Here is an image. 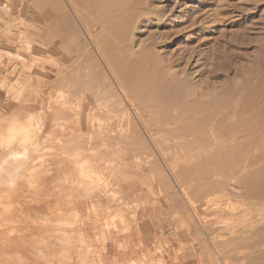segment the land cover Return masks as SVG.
Segmentation results:
<instances>
[{
	"label": "rangeland",
	"instance_id": "374dc122",
	"mask_svg": "<svg viewBox=\"0 0 264 264\" xmlns=\"http://www.w3.org/2000/svg\"><path fill=\"white\" fill-rule=\"evenodd\" d=\"M59 52L64 62L56 60ZM56 68L66 71L64 86L69 84L65 88L73 95L66 109L45 99ZM0 74V119L16 112L14 97L33 93L27 103L44 110L47 121L38 137L41 163L29 164L47 162L49 173L67 177L50 180L48 187L72 188L68 197L61 189L33 224L16 202L30 203L32 192L0 194V264L263 263L257 236L240 228L247 219L262 218L263 210L258 215L255 207L226 195L237 191L227 181L214 200L206 196L212 153L186 145L181 132H172L175 123L166 116V106L147 105L158 89L181 105H203L190 124L222 116L237 129L232 128L229 151L259 160L248 170L262 166L264 116L258 108L264 106V0H0ZM40 80V93L33 97ZM144 110L152 111L153 134ZM31 115H24V122ZM20 140L15 137L12 148ZM83 156L93 157L104 182L81 202L77 186L84 179L78 174ZM21 235L29 237L22 244L12 242Z\"/></svg>",
	"mask_w": 264,
	"mask_h": 264
},
{
	"label": "bare ground",
	"instance_id": "6f19581e",
	"mask_svg": "<svg viewBox=\"0 0 264 264\" xmlns=\"http://www.w3.org/2000/svg\"><path fill=\"white\" fill-rule=\"evenodd\" d=\"M84 14H86V13H84ZM95 25L97 26V24H95ZM93 26L91 28H88V29H92ZM90 32H91V30H90ZM61 56L64 58V53L63 52H59L57 54L56 60H58L60 62H64V60H63V58ZM12 74L13 73H11V75ZM11 75H9V76H11ZM5 79L7 80V77ZM65 80L67 81L66 71L65 70H62L61 68H56V76H55V79H53V80L50 81V85H49V88H48L49 91L46 92L47 93V98H45V99H47L49 101L50 100H54L55 102L60 103L62 106L59 107V108H61V109H66L67 108V105H69V104L71 105V103H72V100L70 98L71 95H72V93L69 90L70 88L69 89L68 88H65V86H68L69 85V84H67V85L64 86ZM133 80H134V78H133ZM25 83L27 84V82H25ZM41 86L42 85H41V80H40L37 83V88L38 89H36L34 91L35 96H33V97H36L37 95H39L40 92L38 93V91H40ZM25 88H26V86H25ZM161 92H163L164 94L161 93ZM161 92H159V89H158V91H156V93L152 96V99H150L151 100L149 102L150 104L147 105V106H160V105H162L163 107L166 106V108H167V110L165 111L166 112V116H169L170 118H172L174 120L173 122L175 123L174 126L171 127L172 128V132H175V134L177 132L178 133L181 132V134H183V136L185 137L183 142L186 145L192 144L193 147H195V148H199L200 150H205L206 152H211L212 153L211 154V157H213V158L210 157L211 158V160H210L211 166L209 167L210 169H209V172H208V174H209L208 175L209 176L208 178L210 179L209 182L211 183V185L206 190L204 189L205 190V195L206 196H209V198H211V199L214 200V198L216 196V195L214 196V194L220 189L221 185H223L225 181H227V183L228 182H231V184L235 187V189H237V191L236 192H232V191L228 190V192H227V191H225L226 190L225 189L224 191L227 192L226 195L232 194L235 197H239L241 199V201H245V205L246 206L252 207V208L255 207L256 213L258 215H262V210H263V213H264V179H263L264 177H262V176H264V161L261 162L262 166H260V167L258 166L259 168L257 167L256 169L248 170V168L249 167L251 168V166L254 165L257 162L258 159L255 158L254 160H249V159H246V160L244 159L243 160V159H240V158L237 157V155L239 156V154H237V150L238 149L237 150L235 149L236 150L235 151L236 154H234V150L229 151L230 148L233 149L232 148V146H233L232 142H233V136L235 135V132L234 131L237 130L236 127H234V125H232V127H230V125L229 126L226 125V123H224L225 121L222 119V116L220 117L218 114L213 115L212 117H209V116L206 117L207 116L206 115L205 116L206 118H203L202 120H200L201 122L200 121L199 122L197 121L195 124L194 123L190 124L192 122L191 119H193L195 117H199V116H196L195 115L196 113H200V112L203 113V110H202V106L203 105L201 107H197L193 103H191L190 105H181V102H176L174 100L175 103H176L175 104V103H173L174 102L173 101V99H174L173 96H167V92H165V91H161ZM30 94L32 96L33 93L28 92V96H26V97H21V96H20L21 98L19 96L18 97H14L16 100L14 98L13 99L15 100V103L16 104L14 105V108L13 109L16 112L13 113V116L11 117V119H7L6 121H4V120L2 121L0 119V150H2V149L4 150V151H2L3 154H0V185H1V187H0V194H2V196L5 195L4 197H7L6 194L9 195L10 194L9 192H12L14 194L16 193V191H19V190H26V191L32 192L34 195L32 196V200H31L30 203L28 202V204H24L25 202L23 203V201H21L22 199H17V201H16L17 204H19L20 206L23 205V208H24L23 210L27 214L26 218L29 219V221L30 220L32 221V220H36V219L41 220L42 217L45 216L44 215V212H46V210H47V204H50V202L55 201V199L57 198L55 195L57 193L58 194H61V192L63 190V193L66 194V197H68V193L70 192V190L72 188L69 187V185H65L63 183L60 184L59 182H61V181L58 182L59 183L58 185H52V186L48 187L47 185L52 182V181L50 182V180H52L54 178H62V181H65V179L67 177H65L63 174H59L58 175L56 172H53V174H52V172L49 173V170H50L49 167L45 166V164L47 162L42 167H38L35 164H33L34 162L41 163V162L37 161V159L40 160V158H42L40 156H43V155H38L39 153L37 154L38 150L40 149V146L39 145L41 143L38 140V137H39L40 133L42 132V129L44 127V123L47 121V117H46V113H45L44 110L38 109L37 107H36L37 109L36 108L29 107L30 105H28L27 101H28V99L31 98ZM172 94H173V92H172ZM80 95H82V94L80 93ZM38 97L40 98L41 96H38ZM251 98H254V97L252 96ZM41 99H42V97H41ZM78 99L80 100V98H78ZM78 99H77V101H78ZM35 101H39V100H35ZM256 101H258V100H256ZM263 103H264V101H263ZM229 105H226V106L228 107ZM253 105H254V103H253ZM143 106H144V104H143ZM232 106H230V108H232ZM234 106L237 108V103ZM230 108H227V109H230ZM239 108L240 107H238V109ZM251 108H252V106H251ZM242 109L243 108H241L240 110L242 111ZM246 109H245V111H246ZM254 109H257V108L254 107ZM254 109H251V111L253 110V113H254ZM258 109L260 111L259 112V115H263L264 116V106L263 107L259 106ZM232 110L233 109L229 110V112L232 111ZM144 112H146V115H147V118H148V119H146L147 120L146 124L148 125V132L150 131V134H151L153 132V129H151L150 126H153V123L150 121V119H151L150 115H153V114H152V111H148V110H144ZM232 113H234V111ZM236 113H238V111ZM28 114L29 115L35 114V115H31L30 120L24 122L25 120H27L26 118L23 119L24 118V115H28ZM239 114H237V115H239ZM247 114H248V116H247ZM250 114H251L250 111L248 113L246 111V116L247 117H249ZM74 115H76V114H74ZM231 115L233 116V114H231ZM234 115H235V113H234ZM224 116L227 117L228 114L227 115L224 114ZM224 116H223V118H224ZM232 116H230V117L232 118ZM242 117H244V116H242ZM157 118L160 119L159 117H157ZM227 118L225 119L226 122L228 120ZM186 120H190V121H187V123H185L184 121H186ZM249 120H251V119H249ZM18 121H22L23 123H19ZM262 121H264V119H262ZM179 122L181 123V125L178 124ZM252 122L253 121H251L250 123H252ZM245 124L247 126V122ZM57 125H58V127H63L64 126L63 122H57ZM254 125H256V124H254ZM248 126H249V124H248ZM233 127L235 128V130L232 129ZM252 127H254V126H252ZM262 127H263V125H262ZM171 128H170V131H171ZM257 130L259 131V129H257ZM238 131H239V129H238ZM52 133H54V132L49 133L48 135H46L47 138L46 139H42V140L45 141L47 139H50L51 136L53 135ZM238 133H240V132H238ZM256 133L258 135V132H256ZM240 136H241V134H240ZM242 136L244 137L245 135H242ZM15 137H19L21 140H20V142L18 144H16V148L15 147L12 148L13 143H14L13 142V139ZM256 139H257V137H256ZM250 140L251 139H249L248 142H246V143L249 144V142H252V140L251 141ZM234 141H235V143L238 142L236 140V138H235ZM253 141H255V140H253ZM239 142L241 144V141L240 140H239ZM246 143L245 144L243 143V144H244V146L247 149L248 147L246 145H248V144H246ZM258 144H259V147L258 148H260L261 147V145H260L261 143H258ZM263 144H264V142H263ZM252 145H254V148H256L255 147V144H252ZM246 149H244V150L246 152H248ZM224 150L226 152H223ZM240 150H241V148H240ZM239 151H238V153H239ZM218 153H224V154L225 153H231V156H229V158L226 157L225 159H223V158H221V157L218 156ZM240 153H241V151H240ZM43 154L45 155V153H43ZM49 157H51V156H49ZM256 157H258V156H256ZM259 157L261 158V156H259ZM64 159H65V157H64ZM31 162H33L32 165L29 164ZM61 163H63V162H61ZM257 163H259V162H257ZM57 164H59V163H57ZM79 166L80 167H83V168H81L82 170H80V172L78 171V174L80 175V177L83 176L82 178H84V179L83 180L80 179V181H79L80 185L77 186V189L78 188H81V189H79V191L81 193H77V195H80V197H81L80 201L82 202L83 200H85V199H83L84 196H85V194H87V192H91L94 189V187H97L100 184H102L104 182V180L99 177V173L95 170V161L93 160V157L92 156L89 157V158H87V156H85V157L83 156L82 157V161L79 164ZM51 175L54 176V177L47 178V176H51ZM208 178H207V180H209ZM54 184H56V183H54ZM56 186H60L59 187L60 189L57 188ZM54 187H56L57 190L54 189ZM12 188L14 190L9 191ZM38 195H41L43 197L42 198H38ZM2 196L0 195V199L2 198ZM206 198L207 197H205V200H206ZM209 198H207V200H209ZM24 199H26V198H24ZM64 199H65V197H64ZM13 201H14V199H13ZM191 201L189 203H192V205H193V202H191ZM209 201H208V203H209ZM246 201H247V203H246ZM16 202H14V203H16ZM199 202H201V201H199ZM257 203L259 205H261L260 208H257V206H258ZM7 204H9V203H7ZM11 204H13V203H11ZM198 205H200V204H198ZM240 205H239V207H240ZM15 206H14V208H15ZM5 208H7V207H5ZM51 209H50V211H51ZM68 209H67V212H68ZM3 210H5V209L3 208ZM1 212H2V210H1ZM4 212H6V211H4ZM7 213H6V215H7ZM256 217H258V216H256ZM24 218H25V216H23L22 217V220H20V221L21 222L23 221V224L25 225L26 221L23 220ZM19 219H17V220H19ZM43 220L44 221L45 220L46 221H49V220H47L46 217L43 218ZM21 222H19L18 227H22L23 226V224L21 226ZM34 222H36V221H34ZM38 222H40V221H38ZM32 224H33V221H32ZM0 225H1V223H0ZM30 225H31V223H30ZM12 226H13V224H12ZM8 227H7V229H8ZM2 228H1V230L3 231ZM5 228H6V225H5ZM16 228H17V226H16ZM27 228H28V226H27ZM240 228L242 230H247V231L248 230H252L255 233V235L257 236V239H258V243L257 244H260L259 248L257 249L258 251H256L257 254L259 255L257 257L258 258H261V260H262L261 262H263L262 264H264V215H263L262 218H255V216H254V219H252V220L251 219H247L246 222L243 225H240ZM7 229H5V230H7ZM9 230H11V229H9ZM22 231H23V229H22ZM3 234L5 235V234H7V232L6 233H3ZM28 237L29 236H24V235L15 236L14 238H16L18 240H13L12 242H14L16 244H22L19 241H26V239ZM233 243H234V241H233ZM257 247H258V245H257Z\"/></svg>",
	"mask_w": 264,
	"mask_h": 264
}]
</instances>
